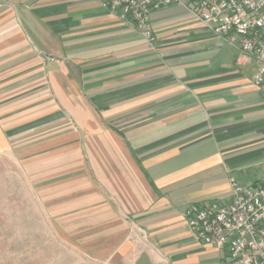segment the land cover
<instances>
[{
    "label": "crops",
    "instance_id": "obj_1",
    "mask_svg": "<svg viewBox=\"0 0 264 264\" xmlns=\"http://www.w3.org/2000/svg\"><path fill=\"white\" fill-rule=\"evenodd\" d=\"M150 23L152 42L98 0H0V150L21 140L30 158L73 157L51 173L54 191L87 217L133 223L132 243L104 229L118 264H221L183 210L229 202L230 178L264 176L255 64L182 7Z\"/></svg>",
    "mask_w": 264,
    "mask_h": 264
},
{
    "label": "rangeland",
    "instance_id": "obj_2",
    "mask_svg": "<svg viewBox=\"0 0 264 264\" xmlns=\"http://www.w3.org/2000/svg\"><path fill=\"white\" fill-rule=\"evenodd\" d=\"M55 129L74 131L75 126ZM11 147L0 150V264H118L104 252L107 244L113 245L102 243L108 239L104 229L120 234L115 243H132L139 237L133 223L109 224L101 221L102 214L87 217L82 202L66 198L68 190L54 191L57 181L51 173L73 157L51 152L30 158L23 155L21 140ZM96 208L100 212L101 204L90 207Z\"/></svg>",
    "mask_w": 264,
    "mask_h": 264
},
{
    "label": "built area",
    "instance_id": "obj_3",
    "mask_svg": "<svg viewBox=\"0 0 264 264\" xmlns=\"http://www.w3.org/2000/svg\"><path fill=\"white\" fill-rule=\"evenodd\" d=\"M98 1L148 42L154 40L150 20L155 11L184 8L191 20L237 49L239 65L254 62L251 81L264 98V0ZM230 184L229 202L186 206V225L196 241L226 252L221 264H264V176L254 186L241 185L234 178Z\"/></svg>",
    "mask_w": 264,
    "mask_h": 264
}]
</instances>
